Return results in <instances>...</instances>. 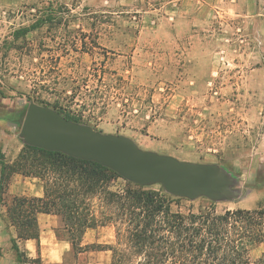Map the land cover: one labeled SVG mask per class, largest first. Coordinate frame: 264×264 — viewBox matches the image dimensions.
Wrapping results in <instances>:
<instances>
[{
	"label": "rangeland",
	"instance_id": "1",
	"mask_svg": "<svg viewBox=\"0 0 264 264\" xmlns=\"http://www.w3.org/2000/svg\"><path fill=\"white\" fill-rule=\"evenodd\" d=\"M122 6L119 0H0V106H23L14 118L19 126L4 128L24 141L19 119L30 102L70 108L96 130L129 136L142 149L215 163L232 181V196L217 201L175 196L162 183L139 184L184 200L182 211L259 207L264 29L254 21L242 28L215 9L200 28L181 31L163 11ZM129 182L136 184L116 177L112 189ZM99 203L94 200L96 210ZM89 230L84 241L97 236L96 243L115 244L113 225ZM98 251L82 254L77 264H110L111 251ZM263 253L261 245L251 257Z\"/></svg>",
	"mask_w": 264,
	"mask_h": 264
},
{
	"label": "trees",
	"instance_id": "2",
	"mask_svg": "<svg viewBox=\"0 0 264 264\" xmlns=\"http://www.w3.org/2000/svg\"><path fill=\"white\" fill-rule=\"evenodd\" d=\"M53 108L86 123L82 113ZM17 172L36 176L45 186L43 197L12 198L8 212L20 239L39 238L37 214L44 212L61 217L75 258L109 250L110 264H264V253L251 257L255 248L264 246V202L254 209L182 211L184 200L160 190L130 182L122 190L112 189L121 176L97 161L28 144L13 162L0 153V194ZM94 200L100 202L97 210ZM106 225L116 229L115 244L82 243L89 229Z\"/></svg>",
	"mask_w": 264,
	"mask_h": 264
},
{
	"label": "water",
	"instance_id": "3",
	"mask_svg": "<svg viewBox=\"0 0 264 264\" xmlns=\"http://www.w3.org/2000/svg\"><path fill=\"white\" fill-rule=\"evenodd\" d=\"M20 124L26 144L97 161L136 184L162 183L170 194L190 199L207 196L217 201L233 194L232 181L215 163L142 149L129 136L101 132L50 106L30 102Z\"/></svg>",
	"mask_w": 264,
	"mask_h": 264
},
{
	"label": "crops",
	"instance_id": "4",
	"mask_svg": "<svg viewBox=\"0 0 264 264\" xmlns=\"http://www.w3.org/2000/svg\"><path fill=\"white\" fill-rule=\"evenodd\" d=\"M119 3L128 11H163L161 13L163 18L166 21L172 19L177 30L181 31L186 27L200 28V25L203 26L201 23L209 22V15L215 9L221 10L220 13L223 16L233 15L234 22L239 23L242 28L250 27L248 23L254 21L253 27L262 31L264 29V0H119ZM22 107L20 105L18 110L12 106L5 108L0 106V153L5 155L8 162L16 159L22 149L18 147V143L22 147L24 141L18 142L15 139L16 135L6 130L4 125L18 127V119L14 118H17ZM261 149L264 150V134ZM44 194L45 186L40 178L18 172L12 175L5 191L0 194V264H38L35 261L37 259L42 264L78 263L82 254L89 253L79 254L75 258L69 234L63 228L61 217L53 213L39 212L37 214L40 230L38 239L18 237L17 228L12 224L8 212L9 206L12 205V198L16 196L43 197ZM89 233L90 230L84 237L86 238ZM84 237L83 244H93L97 239L100 240L95 236L86 242ZM15 244L18 247H15ZM102 251L109 250L98 252ZM93 252L95 251H90V253Z\"/></svg>",
	"mask_w": 264,
	"mask_h": 264
}]
</instances>
